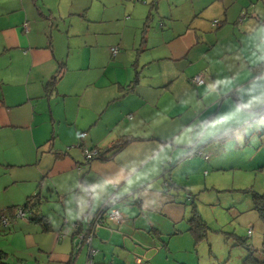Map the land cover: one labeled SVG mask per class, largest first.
<instances>
[{"label": "crops", "instance_id": "obj_1", "mask_svg": "<svg viewBox=\"0 0 264 264\" xmlns=\"http://www.w3.org/2000/svg\"><path fill=\"white\" fill-rule=\"evenodd\" d=\"M132 1L0 0V214L39 194L48 224H0L11 264H85L89 249L95 264H192L193 248L204 258L207 249L208 264H247L244 237L215 252L217 229L192 189L205 192L227 170L264 169V138L247 165L239 149L264 135V0ZM229 128L231 137L211 140ZM91 148L104 157L86 160ZM243 191L252 193L247 244L264 264L260 192ZM111 197L123 220L96 227L71 257L76 232ZM193 206L212 229L199 242Z\"/></svg>", "mask_w": 264, "mask_h": 264}, {"label": "rangeland", "instance_id": "obj_2", "mask_svg": "<svg viewBox=\"0 0 264 264\" xmlns=\"http://www.w3.org/2000/svg\"><path fill=\"white\" fill-rule=\"evenodd\" d=\"M151 0H133L132 2L138 3L142 7L145 5H149V2ZM241 130L242 128L238 129L237 136L241 139L243 137L241 136ZM259 131L260 127L258 128ZM248 130H246V133ZM264 138V135H257L252 138V143L245 144L246 146L244 148H239L241 151H243V154L241 155L244 160H242V164H248V161L245 160L246 158H249V155L251 154L253 148H255V144L259 143L261 139ZM247 152L250 153L247 155ZM0 170L3 172V168L0 166ZM21 173L29 172L26 168H22L19 170ZM210 179V178H209ZM195 182L199 183L203 181V177H195ZM189 184H192V181H188ZM214 182V183H213ZM197 183V184H198ZM213 185L214 188L211 186ZM235 185V186H233ZM252 186V189L256 192H260V194L264 193V169L256 170L254 171H246V170H237V171H231L227 170L223 174H219L216 177H212V181L209 184L207 190L205 192L198 193V189L193 190L192 192L194 194H197L196 198V204L198 208V202H203L205 205L201 204L199 212L203 215V219L205 221H208V225L212 229L217 230H211L209 234H212L213 239V247L214 251L217 253H225L228 254L229 250L231 249L230 246L232 243H229V247L225 248L222 247V243L225 241H228L227 239L233 238L235 241L239 237L246 238V241L250 240V237L248 236V232L246 228H244V217L250 212L249 210V203H252V193L251 192H244L243 189ZM235 187V188H234ZM191 189V188H190ZM219 196V197H217ZM211 202L212 204H207L208 202ZM216 201L220 202L221 204L216 205ZM233 202V203H231ZM232 204V205H230ZM203 206H206V213L202 211ZM201 210V211H200ZM218 212V215L216 217L209 216L211 212ZM207 220H206V219ZM203 220V221H204ZM221 223L220 225L217 224V221ZM204 221V222H205ZM207 225V224H206ZM234 234V235H233ZM249 239V240H248ZM8 240V239H7ZM172 246L175 245V240L172 239ZM206 247L201 242L199 244V250L203 251ZM221 249H225L223 251H219ZM244 251V247L242 248ZM241 251L240 246H234L233 248V260H238V255ZM242 251V252H243ZM10 254L12 252H9ZM192 253L194 254L192 259V264H208L207 259V249H206V258L204 257H197L196 256V248H193ZM160 259V256L157 255L156 260Z\"/></svg>", "mask_w": 264, "mask_h": 264}, {"label": "trees", "instance_id": "obj_3", "mask_svg": "<svg viewBox=\"0 0 264 264\" xmlns=\"http://www.w3.org/2000/svg\"><path fill=\"white\" fill-rule=\"evenodd\" d=\"M55 79L56 78H52V80L49 82V84H48L49 90L48 91L54 90V88H55L54 84L56 82ZM134 80L136 81L135 78H134ZM130 86L132 87V85H130ZM232 130L233 129H231V128L223 130V131L217 133L215 136H213L211 140H223V139L225 140V139L232 136ZM128 141H129V139L119 140L110 149H113V152L115 153L116 151L120 150L126 143H128ZM103 157H104V155L102 153H100L99 150H97V155L95 158H103ZM38 195L39 194L30 195L25 199L23 204L17 205V206H11L9 208H6L4 211H2L0 214V224L8 225V227H9L11 224L10 220H12L14 218H21V219H25L28 221H34V222H41V220L43 219V222H41V224L43 223L42 225H43L44 229L47 230L48 224L44 222V219L46 216L43 215L42 213H40L39 208L37 209L38 203H39ZM253 199H254V202L256 204L258 211L264 216V193H262V194L254 193ZM193 207H194V209H192L193 213H192L190 220H189L191 223L190 231L192 232V234L196 238V241L204 240V239H206V236L208 234V231H210V228L208 227V225H206V222H204L202 220V218L200 217V215L196 211L195 206H193ZM19 209L24 211V213H25L24 216H17V211ZM5 211H7L8 213H5ZM3 218L7 219V223H3V220H2ZM88 218H90V216L87 217V219ZM238 240H239V243H237V245H243L245 251L248 252L246 257L244 258V262L246 261L247 264H255L257 262V259L254 257L255 256L253 254L254 251L252 250L250 244H247L248 242L246 241V239L238 238ZM10 255L11 254H8L7 252L0 251V264H11L9 259H8L10 257ZM18 263L27 264L24 259H18Z\"/></svg>", "mask_w": 264, "mask_h": 264}, {"label": "built area", "instance_id": "obj_4", "mask_svg": "<svg viewBox=\"0 0 264 264\" xmlns=\"http://www.w3.org/2000/svg\"><path fill=\"white\" fill-rule=\"evenodd\" d=\"M25 29L27 27L25 26ZM112 54H115L117 52V48L113 47L111 48ZM191 82L194 85H202L204 83V75L198 74L191 78ZM97 150L96 149H84V158L86 160H92L96 157ZM207 158V156H205ZM116 198L111 197L95 214L91 215L90 218L86 220V228L81 229L76 232L74 238L72 239V252L71 256H73V253H76L77 250L80 249L83 245H88V247L91 246V240L93 236V232L96 227L104 225L107 222H116L120 223L123 220L122 214L119 212V210L114 207ZM24 211L19 209L17 211V216H24ZM3 223H7V219L3 218ZM79 225L77 226V228ZM80 228V227H79ZM250 234V230L248 232ZM89 256L86 259L85 264H94L91 255H93V251L91 249L88 250ZM134 264H141V261L139 259L135 260Z\"/></svg>", "mask_w": 264, "mask_h": 264}, {"label": "water", "instance_id": "obj_5", "mask_svg": "<svg viewBox=\"0 0 264 264\" xmlns=\"http://www.w3.org/2000/svg\"><path fill=\"white\" fill-rule=\"evenodd\" d=\"M95 264V263H94Z\"/></svg>", "mask_w": 264, "mask_h": 264}]
</instances>
